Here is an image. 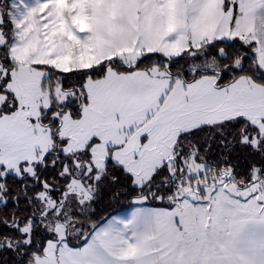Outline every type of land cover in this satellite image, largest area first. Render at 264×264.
I'll return each mask as SVG.
<instances>
[{
	"label": "rangeland",
	"instance_id": "374dc122",
	"mask_svg": "<svg viewBox=\"0 0 264 264\" xmlns=\"http://www.w3.org/2000/svg\"><path fill=\"white\" fill-rule=\"evenodd\" d=\"M234 2L235 19L231 7L225 11L224 0H15L14 6L0 0V17L9 10L14 13L8 17L12 26L6 58L1 50L7 43L8 24L4 21L0 29V87L9 76L7 93L0 88V180L7 175L35 179L44 158L59 150L56 154L66 157L63 171L72 174L68 193L87 200L88 180L95 183L109 160L143 187L176 158L183 134L239 118L264 134V84L251 74L225 85L219 74L200 73L188 81L163 68L147 72L148 67L141 79L144 86L130 97L125 88L121 93L115 89L117 82L107 75L116 68L109 67L101 80L85 78L80 104L78 93L64 92L56 75L110 60L135 66L144 45L162 50L149 53L175 58L185 52L193 55L216 41L254 45L264 73V0ZM205 68L222 71L216 65ZM8 94L14 95L17 106L4 112ZM56 107L59 112H49ZM170 167L174 168L172 163ZM207 172V165L189 159L187 175L171 199L181 224L178 237L184 243L186 234L189 238V243H180V250L196 257L227 246L230 223L264 209V179L240 189L228 171ZM39 198L43 213H60L49 193ZM146 201L137 199L133 206ZM69 224L51 223L58 239L49 244L50 250L69 246L64 242L67 230L73 233L83 227L77 221L72 223L76 227ZM33 225L31 220L20 231L29 236ZM42 257L34 264H46Z\"/></svg>",
	"mask_w": 264,
	"mask_h": 264
},
{
	"label": "trees",
	"instance_id": "16d2710c",
	"mask_svg": "<svg viewBox=\"0 0 264 264\" xmlns=\"http://www.w3.org/2000/svg\"><path fill=\"white\" fill-rule=\"evenodd\" d=\"M6 1L7 4H9V0ZM7 19L9 18L7 17ZM9 31V26H5L4 32L8 39L6 45L1 50L3 58L7 56V44L10 41L8 37ZM253 48L254 45L247 46L240 41H216L201 47V50L194 52L193 55L185 52L178 57L171 58L160 53H144L134 67L124 66L119 60H110L91 69L56 73V75L60 77L59 85L64 92L78 93L77 104H80L84 97L81 84L85 78L88 76L101 78L109 67H114L119 71H132L139 68L159 65L172 75L183 77L186 80L188 79V81H192L194 76L200 73L219 74L225 85L231 84L237 77L247 73L264 84V73L258 67ZM221 51L224 55H221ZM209 65H216L220 67L222 71L217 73L216 71L205 68ZM10 67L9 65V74L11 70ZM239 67H242V69L239 70ZM191 70H193V73H197L193 75ZM8 79L9 76L7 75L2 80V87L0 88L3 93H7L5 87ZM220 85L221 84L218 83V86ZM77 89H79L80 92H77ZM7 101V105H3L4 112L9 109L14 110L17 106L14 95L8 94ZM50 110L59 112L60 108H50L49 112ZM1 114L0 111V115ZM45 118L47 119V117L42 118L43 122ZM58 151L59 150L56 152ZM56 152L49 153L44 158L35 179L17 178L12 175H7L0 180V202L11 199L12 202L16 204V198H20L18 208H9L7 212L0 209V222H2L0 223V228L3 227V224H9L14 229L12 233L0 234V244L7 243V240L3 238V236L6 235L7 239L12 240L14 245L17 240L23 245V237H18L16 232H21V228L27 226L31 220L34 221L31 233L29 236L25 234L30 239L33 237L35 231L39 230L45 232L48 230L47 227L41 224L43 206L39 194L46 192L49 193L51 198L56 202L61 200V196L54 193L53 189L65 188L64 184H59L57 181L59 180L58 174L66 175L65 171H63L65 170L66 157H64L62 153L56 154ZM87 158H89L88 154ZM191 158L197 163L207 165V174H210L212 170L216 172L228 171L237 187L245 189L261 178L264 179V134H261L256 127L248 123L244 118L228 121L215 127L204 126L190 133L183 134L178 139L177 155L175 159H170L165 163L163 167L156 172L153 179L143 187H138L136 192H129L127 196L120 197L117 201L108 199L100 202L97 205L95 216L100 219L113 217L132 208L134 201L140 198H146V205L149 207L174 208L175 204L171 199L174 197L179 181L187 175V162ZM68 160L70 166H72L70 158H68ZM170 163L173 164V169L170 167ZM92 172L94 176L95 172ZM129 176L132 177L131 181L128 179ZM12 177L20 179L22 183L17 186L16 179ZM69 177L71 182L72 174L69 173ZM114 177L119 179V183H112ZM87 178H89V176L85 177L84 180H87ZM101 178H103L101 186L104 187L106 191H112L113 189H120L123 191L121 185L130 186L134 183L133 176L123 167L115 164L111 160L108 161L105 171L100 175L98 180H101ZM45 181H47V183ZM25 185H27V188H25ZM8 190H11L14 195H7ZM65 193H68V186ZM25 195L28 197L27 202L24 200ZM169 197L170 200L169 203H167ZM63 199H69L68 194H64ZM58 204L60 205V214L69 213L72 215L71 212H68L65 205L62 203ZM48 213L52 214L45 217L46 220L51 223L63 224L66 227L67 221H65L63 217L57 218V215H55L53 211ZM74 221L75 220H73V222ZM77 223L82 224L83 227H87L93 223H99V220L89 217ZM71 234L72 233L68 229L67 236ZM85 235H87V233H85ZM35 239L38 242L40 238L36 237ZM68 244L69 246L72 245L71 247L77 248L75 247V240L68 241ZM45 248L42 252L36 251L31 253V259L28 261V264H34L36 258L44 256ZM23 250V247H20L16 254L19 255Z\"/></svg>",
	"mask_w": 264,
	"mask_h": 264
},
{
	"label": "crops",
	"instance_id": "0c3cea01",
	"mask_svg": "<svg viewBox=\"0 0 264 264\" xmlns=\"http://www.w3.org/2000/svg\"><path fill=\"white\" fill-rule=\"evenodd\" d=\"M144 47L137 52L138 55L162 51L158 46ZM133 66L134 64H130L128 67ZM156 66L159 65L149 67L147 72L162 68ZM144 72L145 68L132 71L114 69L109 71L107 76L117 82L115 89L121 93L125 88L130 97H133V94L138 95L139 88L144 86V81L141 80ZM165 74L168 75L166 71ZM101 79L102 77L97 78ZM263 211L264 209L259 213L252 212L250 217L232 221L231 228L227 231L228 245L199 257L180 250V243H189V238L184 228L181 230L186 234L187 243L178 237L181 234L178 230L181 224L174 217L173 212L177 214L176 206L166 209L134 204L132 208L113 216L103 225L97 242L103 245L102 255L110 264H136L137 260L141 264H264ZM42 258L46 264H82L84 261L96 260L97 256L95 249L85 252L83 249L64 244L56 251L50 250L48 244Z\"/></svg>",
	"mask_w": 264,
	"mask_h": 264
},
{
	"label": "snow or ice",
	"instance_id": "6c2138e0",
	"mask_svg": "<svg viewBox=\"0 0 264 264\" xmlns=\"http://www.w3.org/2000/svg\"><path fill=\"white\" fill-rule=\"evenodd\" d=\"M9 2L14 6L15 0H9ZM225 4V11H227L230 7L233 9V18L235 19L237 12H238V5L234 2V0H224ZM14 13L9 10L7 13L4 14V17H0V29L4 27V21L7 22L9 28L12 26V21L10 19H7V17L13 16ZM55 167V166H53ZM59 180L57 181L59 184H64L65 188H54L53 192L57 195L61 196V200H58L57 203H62L66 206L68 212H71L72 215H67V213L63 214H56L57 218H62L63 216L67 217L68 223L72 224L73 220L79 222L85 218H94L95 220H99V223H93L90 226L87 227H80L77 228L75 232H73L70 236H66L64 238V242L67 243L70 240H75L76 245L78 249H83L85 252H88L91 249H95V253L97 256V259L94 261H84L82 264H110L108 260H106L102 253L104 251V247L102 244L97 242V236L99 235V232L103 230V225L108 222L112 217H105L104 219H100L99 217L95 216V213L97 211V205L108 199H112L113 201H117L118 198L127 196L129 192H136L138 186L135 183H132L130 186L121 185L120 189H113L112 191H106L104 187H102V180H97L95 183L93 180H88V195L89 199L84 200L83 198H76L75 193H68L69 199L64 200L63 196L65 194V190L70 183V177L69 175H60ZM13 179H16L17 186H19L22 181L20 179H17L15 177H12ZM54 179V178H49ZM128 179L131 181L132 177L129 176ZM47 183V181H45ZM113 184L119 183V179L114 177L112 180ZM25 188H27V185H25ZM7 195L13 196L14 193L11 192V190H8ZM17 203L14 204L11 199L0 202V209H3V211L7 212L9 208H18L19 206V200L20 198H16ZM25 202L28 201L27 195L24 197ZM90 206V207H89ZM54 211V210H53ZM52 213L44 212L41 214V224L47 225L48 230L45 232H41L39 230L35 231L33 237L30 239L27 235H25L23 232H16V235L23 237V245H21L20 241L17 240L15 242V245L13 244V241L10 239H7V236L4 235L3 238L7 240V243L0 244V264H28V261L31 259L30 254L34 253L36 251L42 252L46 245L48 244H56L57 240V234L53 233L51 231V222L46 220L45 217L51 215ZM115 215V214H113ZM2 223V222H0ZM73 227H76L75 224L72 225ZM99 230V231H98ZM14 229L9 224H3V227L0 228V234H7L12 233ZM87 233V235H85ZM36 237H39V241L35 239ZM72 246V245H70ZM20 247H23V252L17 255L18 249Z\"/></svg>",
	"mask_w": 264,
	"mask_h": 264
},
{
	"label": "water",
	"instance_id": "95a60500",
	"mask_svg": "<svg viewBox=\"0 0 264 264\" xmlns=\"http://www.w3.org/2000/svg\"><path fill=\"white\" fill-rule=\"evenodd\" d=\"M137 63H138V62H137ZM241 69H242V67H239V70H241ZM196 73H197V72H195V74H196ZM77 92H80L79 89H77Z\"/></svg>",
	"mask_w": 264,
	"mask_h": 264
}]
</instances>
